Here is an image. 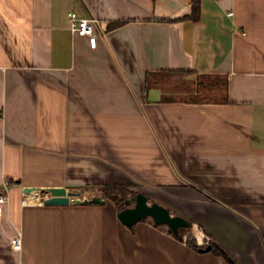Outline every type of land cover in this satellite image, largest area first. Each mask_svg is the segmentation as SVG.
Returning a JSON list of instances; mask_svg holds the SVG:
<instances>
[{
    "label": "crops",
    "instance_id": "obj_1",
    "mask_svg": "<svg viewBox=\"0 0 264 264\" xmlns=\"http://www.w3.org/2000/svg\"><path fill=\"white\" fill-rule=\"evenodd\" d=\"M191 3L0 0V188L14 184L0 264H264V0H202L199 20ZM72 11L98 19L94 35ZM179 69L227 75L230 101H162L148 72ZM106 183L186 217L234 263L152 217L126 225L110 199L23 203L25 187Z\"/></svg>",
    "mask_w": 264,
    "mask_h": 264
},
{
    "label": "trees",
    "instance_id": "obj_2",
    "mask_svg": "<svg viewBox=\"0 0 264 264\" xmlns=\"http://www.w3.org/2000/svg\"><path fill=\"white\" fill-rule=\"evenodd\" d=\"M191 4V13L185 17L199 20L202 13V0H192ZM114 24L119 26L121 22ZM146 80L149 88L158 87L163 90L162 101L164 102L228 103L230 101V81L229 77L224 74L198 73L194 70L184 69L159 70L148 72ZM9 183L13 182L9 181ZM94 187H98L106 199L114 201L119 211L131 206L129 199L136 197L140 192L132 190L130 185L120 183L99 184L94 185ZM192 229L193 223L190 222L189 226L180 229L179 234H175L171 229L170 231L183 239ZM187 240L196 249L207 247V245H198L196 239ZM210 245L212 251L225 256L234 263L230 254L220 244L211 241Z\"/></svg>",
    "mask_w": 264,
    "mask_h": 264
},
{
    "label": "water",
    "instance_id": "obj_3",
    "mask_svg": "<svg viewBox=\"0 0 264 264\" xmlns=\"http://www.w3.org/2000/svg\"><path fill=\"white\" fill-rule=\"evenodd\" d=\"M39 187H25V193L31 194L34 191H41ZM51 193L50 197L44 200L46 204H68L70 202L76 203H104L106 197L104 194L89 196L85 191H74L66 187H49L47 189ZM132 206H129L119 212V217L123 223L128 226H134L137 222L152 217L159 225H168L169 228L175 233L179 234L182 227L190 225V221L182 216L176 215L171 210L159 202H151L149 197L144 192H139L136 197L129 199ZM211 245L201 250L208 251Z\"/></svg>",
    "mask_w": 264,
    "mask_h": 264
},
{
    "label": "built area",
    "instance_id": "obj_4",
    "mask_svg": "<svg viewBox=\"0 0 264 264\" xmlns=\"http://www.w3.org/2000/svg\"><path fill=\"white\" fill-rule=\"evenodd\" d=\"M69 15L71 21V29L74 33L82 36L95 34V25L98 22L97 18L83 17L75 11L70 12ZM13 186H14L13 183L7 182L3 187L0 188V217L4 216L5 214V207L9 200L10 190L12 189ZM29 195L30 194H28L23 199V203L28 202L27 198L29 197ZM41 201L44 202L43 199H41ZM22 241L23 239L21 233L14 235L11 239L13 248L17 250L22 249ZM200 244H204V242Z\"/></svg>",
    "mask_w": 264,
    "mask_h": 264
},
{
    "label": "rangeland",
    "instance_id": "obj_5",
    "mask_svg": "<svg viewBox=\"0 0 264 264\" xmlns=\"http://www.w3.org/2000/svg\"><path fill=\"white\" fill-rule=\"evenodd\" d=\"M70 190H74V191H83L82 189H70ZM85 191V193L87 194V195H89V196H91V194L90 193H87L86 191H88V190H84ZM39 194H40V197H41V199H43V200H45L47 197H48V194H46L45 192H40L39 191ZM151 200V202H155L154 201V199H150ZM131 205H133V203H130ZM193 229L191 230V232L190 233H188V234H186L185 236L187 237V239H196V243L198 244V245H210V240L209 239H201V240H199L196 236H194L193 234ZM204 242V244H200V243H203Z\"/></svg>",
    "mask_w": 264,
    "mask_h": 264
},
{
    "label": "bare ground",
    "instance_id": "obj_6",
    "mask_svg": "<svg viewBox=\"0 0 264 264\" xmlns=\"http://www.w3.org/2000/svg\"><path fill=\"white\" fill-rule=\"evenodd\" d=\"M30 200H32V199L30 198ZM28 201H29V200H28ZM199 233H200V232H199ZM201 234H202V233H201ZM201 234H200V235H201ZM201 246H202V245H201ZM205 246H206V245H205Z\"/></svg>",
    "mask_w": 264,
    "mask_h": 264
}]
</instances>
